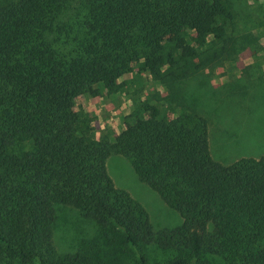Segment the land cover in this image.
Returning <instances> with one entry per match:
<instances>
[{
	"label": "trees",
	"instance_id": "1",
	"mask_svg": "<svg viewBox=\"0 0 264 264\" xmlns=\"http://www.w3.org/2000/svg\"><path fill=\"white\" fill-rule=\"evenodd\" d=\"M234 17L230 0L0 1V263L98 264L53 243L70 205L109 241L172 252L152 264H264V154L214 160L206 118L175 89L233 59ZM80 96L127 102L119 132L97 135ZM113 154L180 225L154 229L110 177Z\"/></svg>",
	"mask_w": 264,
	"mask_h": 264
},
{
	"label": "rangeland",
	"instance_id": "2",
	"mask_svg": "<svg viewBox=\"0 0 264 264\" xmlns=\"http://www.w3.org/2000/svg\"><path fill=\"white\" fill-rule=\"evenodd\" d=\"M230 2L235 13L232 31L242 36L236 55L209 72H198L175 85L176 91L192 100L197 111L206 118L211 156L222 164L264 154V0ZM159 90L171 93L169 88L159 87ZM127 105L124 102L116 107L103 96H80L76 100V107L89 114L97 135L118 133ZM106 167L116 187L128 191L145 207L154 229L181 224L179 212L138 178L127 157L110 155ZM56 214L52 235L60 253L87 247L95 251L94 259L98 264H141L142 255L152 264L172 257L171 251L153 246H132L125 241L122 232L114 235V240H107L100 226L73 206L58 205ZM214 260L216 264L220 262L217 258ZM11 264L37 262L13 261Z\"/></svg>",
	"mask_w": 264,
	"mask_h": 264
},
{
	"label": "crops",
	"instance_id": "3",
	"mask_svg": "<svg viewBox=\"0 0 264 264\" xmlns=\"http://www.w3.org/2000/svg\"><path fill=\"white\" fill-rule=\"evenodd\" d=\"M249 62H246L245 64H248Z\"/></svg>",
	"mask_w": 264,
	"mask_h": 264
}]
</instances>
